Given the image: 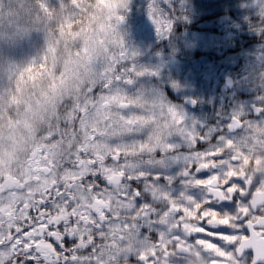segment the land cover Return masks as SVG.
I'll list each match as a JSON object with an SVG mask.
<instances>
[{
  "label": "snow or ice",
  "instance_id": "1",
  "mask_svg": "<svg viewBox=\"0 0 264 264\" xmlns=\"http://www.w3.org/2000/svg\"><path fill=\"white\" fill-rule=\"evenodd\" d=\"M127 3L0 0V264H127L132 252L136 264H264V103L232 115V135L211 145L165 100L126 91L155 75L137 69L117 30ZM148 12L166 35L169 16L151 0ZM34 31L45 46L21 68L7 53ZM26 75L33 93L5 124L4 97ZM173 136L201 200L171 198L155 186L170 178L145 170L177 151ZM143 195L163 207L139 204Z\"/></svg>",
  "mask_w": 264,
  "mask_h": 264
},
{
  "label": "rangeland",
  "instance_id": "2",
  "mask_svg": "<svg viewBox=\"0 0 264 264\" xmlns=\"http://www.w3.org/2000/svg\"><path fill=\"white\" fill-rule=\"evenodd\" d=\"M151 2L172 21L171 30L166 35H158L149 18L150 0H128L126 8L119 10L124 19L117 25V30L129 52L136 53L132 63L137 69L155 73L137 78L126 91H141L148 101L165 100L183 112L187 126L208 133L211 145H216L218 136H231L225 125L232 115L240 113L247 119L251 113L250 104L264 103V17L260 15L264 0ZM195 6L216 10L213 14L199 15ZM229 9L236 11L233 16L223 19L218 15ZM19 23L22 28L29 27L24 18ZM261 36L262 42H257ZM37 38L45 42L44 33L36 31L22 41L18 40L7 53L8 58L23 68L28 61L42 54L45 45L38 43ZM21 57L25 62L20 60ZM62 57L61 47L57 51L58 67L62 66ZM228 78L233 82L230 89L224 83ZM39 83L46 88L49 81L45 76ZM32 93L27 75L19 91L13 82L11 97H4L3 123L18 119V105L23 111V101ZM185 99L195 101L196 107L187 106ZM18 131L26 134L23 128ZM180 143L187 147L183 140ZM145 170L149 171V167L146 166Z\"/></svg>",
  "mask_w": 264,
  "mask_h": 264
},
{
  "label": "flooded vegetation",
  "instance_id": "3",
  "mask_svg": "<svg viewBox=\"0 0 264 264\" xmlns=\"http://www.w3.org/2000/svg\"><path fill=\"white\" fill-rule=\"evenodd\" d=\"M180 139L173 137L171 138V142L178 144L179 148L175 153H170L166 157H163V164L161 165H149L150 172H159L161 176L170 178L169 180H159L155 182V186L162 191L168 192L169 196L173 199H180L181 194L183 193L186 196H191L196 200H201L205 197V193L202 188L192 187L185 183V177L181 175V172L184 168V161L182 157L187 152V147L180 143ZM176 157V158H174ZM197 175V174H194ZM199 178H205L204 174H198ZM261 180H264V175H261ZM139 204L150 203L154 206L159 205L157 207V211H159L163 207L162 202L153 201L150 196L143 195L141 199L138 201ZM224 211L231 212V209H224ZM153 231L163 230V226H158ZM225 248L229 251L232 250L231 245H225ZM129 257L127 260V264H136L135 253H128ZM246 257H242L239 259L238 264H246ZM195 261V260H192Z\"/></svg>",
  "mask_w": 264,
  "mask_h": 264
},
{
  "label": "bare ground",
  "instance_id": "4",
  "mask_svg": "<svg viewBox=\"0 0 264 264\" xmlns=\"http://www.w3.org/2000/svg\"><path fill=\"white\" fill-rule=\"evenodd\" d=\"M196 7V9H197V11L199 12V15L200 14H203V15H208L209 14V12H206V11H203V10H200V8H198L197 6H195ZM206 9H213L212 7H207ZM219 11H221V10H219ZM227 11H225V12H223V14H219V16L221 15L222 17H224L223 19H225L226 17H231V16H233V13L234 12H236L235 10H233V9H230L229 10V12L228 13H226ZM198 15V16H199ZM262 40H263V37L261 36V38L258 40L257 39V42H262ZM224 83H225V81H224ZM230 83H231V85H233V82H232V79L230 78ZM226 85V84H225ZM208 123H209V121L207 120L206 121V123H205V126L207 125L208 126ZM206 126V127H207ZM228 132V131H227ZM229 133V132H228ZM230 135H232V133H229Z\"/></svg>",
  "mask_w": 264,
  "mask_h": 264
},
{
  "label": "trees",
  "instance_id": "5",
  "mask_svg": "<svg viewBox=\"0 0 264 264\" xmlns=\"http://www.w3.org/2000/svg\"><path fill=\"white\" fill-rule=\"evenodd\" d=\"M234 2H235V0H234ZM207 7H205V8H202V9H200V10H203V11H206V12H209V14H213L214 12H215V10L216 9H206ZM230 10V9H229ZM229 10L226 12V13H228L229 12ZM223 12H225L224 10H222ZM219 15V14H218ZM214 17V16H213ZM212 17V18H213ZM209 19V18H208ZM211 19V18H210ZM36 41L38 42V43H40L41 45H45V42H44V39H40V38H37L36 39ZM20 60L22 61V62H25V59H24V57H21L20 58Z\"/></svg>",
  "mask_w": 264,
  "mask_h": 264
},
{
  "label": "water",
  "instance_id": "6",
  "mask_svg": "<svg viewBox=\"0 0 264 264\" xmlns=\"http://www.w3.org/2000/svg\"><path fill=\"white\" fill-rule=\"evenodd\" d=\"M225 84H226L227 88H231L232 87L229 78L225 80ZM184 102L186 104H188L189 106H191V107H195V105H196V103L193 100H191V99H186ZM252 108H253V105L250 106L251 110H252Z\"/></svg>",
  "mask_w": 264,
  "mask_h": 264
},
{
  "label": "clouds",
  "instance_id": "7",
  "mask_svg": "<svg viewBox=\"0 0 264 264\" xmlns=\"http://www.w3.org/2000/svg\"><path fill=\"white\" fill-rule=\"evenodd\" d=\"M186 264H188V262L186 261ZM191 264H196V262L195 261H191Z\"/></svg>",
  "mask_w": 264,
  "mask_h": 264
}]
</instances>
